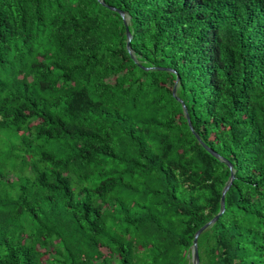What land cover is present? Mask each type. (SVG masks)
<instances>
[{
	"label": "trees",
	"instance_id": "trees-1",
	"mask_svg": "<svg viewBox=\"0 0 264 264\" xmlns=\"http://www.w3.org/2000/svg\"><path fill=\"white\" fill-rule=\"evenodd\" d=\"M1 131L0 264H189L231 176L199 264H264V0H0Z\"/></svg>",
	"mask_w": 264,
	"mask_h": 264
},
{
	"label": "rangeland",
	"instance_id": "rangeland-1",
	"mask_svg": "<svg viewBox=\"0 0 264 264\" xmlns=\"http://www.w3.org/2000/svg\"><path fill=\"white\" fill-rule=\"evenodd\" d=\"M20 81V80H19ZM10 83V85L17 84ZM19 141L14 135L8 136L6 131L0 132V237H7L12 232L17 221L12 215L15 209L14 199L18 195L20 186L25 182L22 179L21 161L19 159ZM7 200V198H9ZM211 241L208 239L200 249L202 263L208 257ZM90 254L94 255L95 250L90 249ZM47 257L42 258L44 261ZM110 262V259H107ZM189 264H194L192 252L189 256Z\"/></svg>",
	"mask_w": 264,
	"mask_h": 264
},
{
	"label": "water",
	"instance_id": "water-1",
	"mask_svg": "<svg viewBox=\"0 0 264 264\" xmlns=\"http://www.w3.org/2000/svg\"><path fill=\"white\" fill-rule=\"evenodd\" d=\"M127 37L129 39L128 32H127ZM128 45H129V41L127 42V47H128ZM189 126H190V123H189ZM208 151L211 154L215 155L211 150H208ZM232 179H233V177L231 176L230 183H231ZM230 183L224 188V190L222 192V196H221V210H220V212L212 220H210L204 226H202L194 235V239H193V256H192L194 264H199L198 251H197V239L200 236V234L203 233L212 224H214L218 220V218L222 215V213L224 212V197H225L226 191L228 190V188L230 186Z\"/></svg>",
	"mask_w": 264,
	"mask_h": 264
}]
</instances>
